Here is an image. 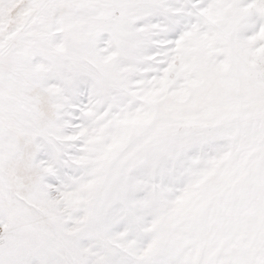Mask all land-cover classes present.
<instances>
[{
  "label": "snow or ice",
  "instance_id": "snow-or-ice-1",
  "mask_svg": "<svg viewBox=\"0 0 264 264\" xmlns=\"http://www.w3.org/2000/svg\"><path fill=\"white\" fill-rule=\"evenodd\" d=\"M0 264H264V0H0Z\"/></svg>",
  "mask_w": 264,
  "mask_h": 264
}]
</instances>
